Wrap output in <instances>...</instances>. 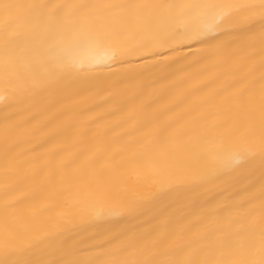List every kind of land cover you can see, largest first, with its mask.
<instances>
[{"label": "bare ground", "instance_id": "bare-ground-1", "mask_svg": "<svg viewBox=\"0 0 264 264\" xmlns=\"http://www.w3.org/2000/svg\"><path fill=\"white\" fill-rule=\"evenodd\" d=\"M0 264H264V0H0Z\"/></svg>", "mask_w": 264, "mask_h": 264}]
</instances>
